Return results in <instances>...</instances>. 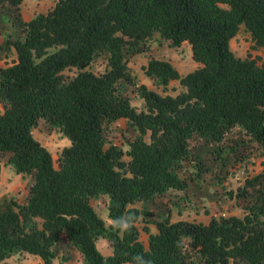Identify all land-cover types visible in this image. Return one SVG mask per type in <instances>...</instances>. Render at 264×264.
<instances>
[{
	"label": "trees",
	"instance_id": "1",
	"mask_svg": "<svg viewBox=\"0 0 264 264\" xmlns=\"http://www.w3.org/2000/svg\"><path fill=\"white\" fill-rule=\"evenodd\" d=\"M240 23L264 53V0H55L19 21L18 34L2 41L14 58L0 66V155L30 179L22 200L0 198V264L21 250L52 264L61 238L81 256L77 264H264V161L227 190L245 199L240 215L170 220L144 206L185 188L181 169L194 142L220 143L239 129L264 154V60L230 49ZM154 33L169 46L187 42L199 64L179 73L167 59L149 56L142 68L153 84L177 79L183 89L160 93L138 83L136 109L123 88L135 83L127 60ZM101 53L104 68L93 72L88 65ZM120 117L133 132L124 150L109 129ZM40 121L69 140L56 165L32 134ZM214 153L223 154L218 147ZM99 194L107 196L108 224L90 203ZM99 236L110 253L96 248Z\"/></svg>",
	"mask_w": 264,
	"mask_h": 264
},
{
	"label": "rangeland",
	"instance_id": "2",
	"mask_svg": "<svg viewBox=\"0 0 264 264\" xmlns=\"http://www.w3.org/2000/svg\"><path fill=\"white\" fill-rule=\"evenodd\" d=\"M54 1L21 0L15 7L0 6V66L9 64L14 58L13 49L5 50L2 46L3 39L17 35L19 21L27 20L35 13L45 11ZM229 46L236 56H247L253 58L257 63L264 60V53L260 47L254 44L249 31L242 23L238 25L236 33L230 38ZM149 56L167 59L179 73H184L199 64L191 58L186 43L169 46L160 42L158 33H154L148 39L146 49L129 55L127 60L129 74L135 83L123 82V88L129 95L130 103L136 109L142 107L141 99L136 93V84L138 83H144L146 87L160 93L173 94L183 89L177 79L170 80L165 87L153 84L152 80L144 74L142 68ZM103 68V53L97 55L88 65V69L93 72H100ZM68 71L73 72L75 69L71 67ZM109 129L112 134L111 142L124 150L126 148L125 139L133 133L126 120L121 117L117 118L109 123ZM32 130L38 136L40 143L49 150L53 164L56 165V158L61 147L68 143L67 138L41 121L33 126ZM247 141H249L247 135L239 129H233L225 135L220 143L212 144L203 140L192 143L190 155L181 169V174L186 180L185 188L182 190L168 189L162 194L151 197L148 204L144 206L154 212L155 216L169 213L171 220L184 218L205 222L211 214L215 216L240 215L242 213L240 205L245 199L228 197L227 190L234 191L237 185L242 184L245 177L261 171L264 161L261 148L255 147L253 143H246ZM216 147L221 148L222 156L215 155L214 148ZM123 158L126 159L127 156L124 154ZM195 161H199L202 167H196ZM0 168L8 172L7 175L0 177V198L14 196L17 200H22L25 186L30 179L29 175L14 172L6 162V155H0ZM258 187L264 191V177ZM90 203L105 224L112 221L106 215L107 196L105 194L91 198ZM136 205L142 207L143 204L136 202ZM142 223L141 219L136 221L138 228ZM149 223H147L148 227ZM139 238L146 245V234L140 229ZM94 243L102 254L111 252V247L104 237L95 238ZM55 252L52 264H77L82 261L79 253L74 248L67 246L62 238L57 243ZM6 260L10 264H42L37 255L24 250L9 255Z\"/></svg>",
	"mask_w": 264,
	"mask_h": 264
},
{
	"label": "crops",
	"instance_id": "3",
	"mask_svg": "<svg viewBox=\"0 0 264 264\" xmlns=\"http://www.w3.org/2000/svg\"><path fill=\"white\" fill-rule=\"evenodd\" d=\"M182 43H186V45H187V47L189 48V45H188V43L187 42H185V41H183ZM181 43V44H182ZM1 103V102H0ZM2 104L0 105V111L2 110ZM33 128V127H32ZM32 131V134L37 138V140H39V138H38V136L33 132V130H31ZM67 142L69 143V140L67 139ZM67 143V144H68ZM67 144H65V145H67ZM8 174V172L6 171V170H1V168H0V177L2 176V175H7ZM170 218V217H169ZM171 220V219H170ZM149 230L151 231V232H154L155 231V227H154V225L150 222L149 223ZM144 244V243H143Z\"/></svg>",
	"mask_w": 264,
	"mask_h": 264
}]
</instances>
